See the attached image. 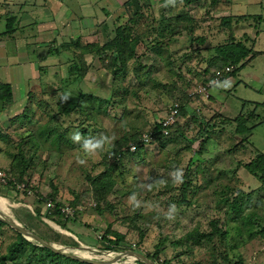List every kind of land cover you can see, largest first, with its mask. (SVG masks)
I'll return each mask as SVG.
<instances>
[{
    "label": "rangeland",
    "instance_id": "1",
    "mask_svg": "<svg viewBox=\"0 0 264 264\" xmlns=\"http://www.w3.org/2000/svg\"><path fill=\"white\" fill-rule=\"evenodd\" d=\"M14 1L0 0V3L5 2L10 7ZM210 1L204 2L208 4ZM249 1L256 3L251 2L246 7L242 5L241 10L245 13L257 14L264 8V0L262 6L257 0ZM215 5L210 8L206 19H215L211 13ZM151 17H143V26L136 29L139 39L141 36L144 39L137 48L141 57L131 60L127 72L119 73L117 79L115 68L111 65V51L98 53L87 50L80 57L87 67L82 82H68L66 86L64 77L68 75L69 65L75 61V52L66 50L65 53L52 52V57H45L49 64L48 73L40 78H30L29 83L24 80L16 86L14 97L6 103L4 113L0 111V170L15 178L19 176L27 165L19 155L22 152L25 160L30 162L25 179L36 190L31 188L28 193L21 186L13 187L0 182L3 207L41 236L73 248L92 245L105 249L99 237L109 229L111 235L118 232L125 236L121 246L124 248L120 247L117 251L131 249L149 257L162 241L161 236L167 235L169 239L162 249L160 247V262L167 259L170 264H212L209 242L186 238V234L208 231L210 222L218 220L229 232L228 253L232 258L240 256L247 264H264V238L251 234L258 229V225L248 223L250 214L254 213L260 218L257 224H264V189L243 166L254 157V150L264 151V122L253 131L245 147L239 145L243 136L234 133V124H227L224 132L211 135L213 138L206 152L202 155L196 152L204 137L199 129L201 124H220L218 110L235 117L254 108L245 104L246 100L264 102V52L254 57L253 67L246 66L240 76L213 84L212 89L208 88L207 97L202 92L191 95L193 90L197 91L216 77L215 74L207 78L204 71L214 50L207 56L201 45L191 46L190 42L196 36L203 37L202 33L195 34L193 28L202 26L204 15L196 22L194 16L183 14L179 17L181 20H170L164 25L159 23L161 20L158 22L159 18ZM121 22L125 25L123 20ZM216 24H211V30L216 28ZM98 27L90 40L102 44L109 39L110 33V38L114 35L116 23L107 26L101 21ZM243 29H247L249 34L254 32L251 26L236 27V31ZM258 29L261 30V40L257 44L260 51L264 50V22ZM232 34L227 33V38ZM84 36L88 41L87 34L81 37ZM198 37L196 41H199ZM159 43L164 49L162 53L153 49V45ZM139 63L144 66H139ZM136 66H139L138 71L134 70ZM0 78L4 79V76ZM234 81L238 83L232 89ZM224 83L225 89H220ZM171 85L186 90L189 97H194L185 106L188 116L182 122L189 129L185 131L186 135L177 134L164 139L165 146L159 142L152 143L141 154L129 151L127 147L130 144L118 147L124 138L141 137L155 121L168 115L171 106L176 103L175 95L168 91ZM81 92L93 93L104 101L90 102L84 98L81 101L84 112L75 108L66 112L69 103L77 101ZM210 93L215 96L213 100H209L212 98ZM202 102H208L210 106ZM23 111V118H14ZM258 112L264 120V105L258 107ZM85 127L89 129V138L82 136L81 131ZM51 128L64 134V138L59 141L54 132H49ZM220 128L217 126L216 130ZM188 136L197 140L194 139L191 144ZM89 139V145L83 146ZM97 143H102V146L93 149L92 146ZM129 143H133L132 140ZM114 149H118L120 163L109 166L117 160L113 159ZM110 167L108 178H115L117 184L114 187L110 185L113 191L102 202L101 210H97V191H94L89 177L99 175ZM194 171L196 177L187 190V201L181 202V182L185 175H192ZM239 191L244 192L237 201L243 204L240 213L232 207ZM54 198L74 210L71 219L66 221V227L61 225L67 217L62 219L61 215L55 214L50 217L56 203ZM75 198L80 201L78 207L71 205ZM38 207L41 208L40 213L36 210ZM239 226L253 230L239 232ZM16 232L8 224L0 225V255L8 253ZM40 254V251H25L6 264H47L41 260ZM92 256L103 258L99 253H92ZM59 259V264H71L68 260ZM120 263L144 264L133 256L122 259Z\"/></svg>",
    "mask_w": 264,
    "mask_h": 264
},
{
    "label": "trees",
    "instance_id": "2",
    "mask_svg": "<svg viewBox=\"0 0 264 264\" xmlns=\"http://www.w3.org/2000/svg\"><path fill=\"white\" fill-rule=\"evenodd\" d=\"M140 1V0H138ZM213 1H218V0H211V2ZM0 6L4 8V12L0 14V21L3 19L4 23H5V30L3 33L0 34V36H15L16 32L19 30V27H16L17 25H19V16L18 14H15L14 11L8 6L5 5V2H1ZM11 6V4H10ZM151 8L148 7L147 10L143 8V6L138 7L134 10V12H132L131 15H127V16H122L119 15L118 17H115L114 20L112 21L116 23V27L113 29V36L110 38L111 33L108 36V40L104 43H98V42H88L85 41L82 37L76 38V39H70V41L61 43L60 45L51 47L49 52H56L61 53V52H66V50H73L74 56L73 58H75V61H71L72 63L69 65L68 68V75L66 77H64L65 80V84L66 86H68V82L69 84H72L74 82H82L84 74L87 72L86 69L87 67H85L84 63L82 61H84V59L82 60L80 57L81 55L85 54V51L90 50V51H94V52H98V53H104L107 51H111V65L115 68L114 70V74H115V79H117L119 76V73L124 72L126 70L127 72V67L129 65V62L131 60H137L139 59L141 56L138 54V44L139 42L141 43L144 39L143 36H141V39H139V33L137 32V26L139 24V22L141 21V19L143 17H148L149 15H152L151 12ZM125 22V25L121 22V21ZM229 20V21H228ZM253 21L256 25H259L260 23L264 22V8L262 9V11L260 13L257 14H245V15H238V16H229L228 18L225 17V22L227 24L231 26L233 21ZM229 23H228V22ZM166 21L164 19H161V23L164 25ZM110 22H105L103 21V24H106L107 26L109 25ZM127 23V25H126ZM161 24V25H162ZM162 25V28H163ZM172 26H175L172 24ZM161 29V28H159ZM234 34H232V36H230V38L228 40H226L225 42H223L222 44H218L215 45L214 48V52L213 54L210 56L208 63V67L206 69H204V71L206 72L207 78H212L213 75L217 74L218 72H222L223 73V81L226 78H229L230 76H234L237 77L238 73L244 68V66L249 62L250 59H252L254 56H256L258 54V52L253 51L252 48H249L244 41H242V39H236L234 36ZM160 36H161V31H160ZM96 40V39H94ZM153 49L157 50L159 53L163 52V48L160 46V43L156 46V44L153 45ZM63 57H65V55L63 54ZM143 58V56H142ZM64 59V58H63ZM173 60V58H172ZM170 63V60H169ZM139 66H144L143 64ZM136 66L134 67L135 71H138V67ZM233 66V67H232ZM210 67V68H209ZM228 67H232L230 71H227ZM218 68H220L221 70H218ZM48 69L49 67H43V66H39V71H40V77L42 75H45L46 73H48ZM39 77V78H40ZM222 81V82H223ZM226 85V84H225ZM225 85L224 86H220V89H225ZM214 86V85H213ZM212 86V87H213ZM212 87H210V89H212ZM180 87L176 86V85H171L168 86V91L172 94L175 95V101L176 103L179 104L180 106V111L179 114L177 115V120L176 122L171 125L169 127L170 129V134L167 137H160V136H155L154 140H152V142L150 144H145L144 142L141 141V137L138 138H124L123 139V143H119L118 147H120L122 144H126V146H128L129 140H132V142L137 144V153L141 154L149 145H151L152 143L155 142H159V144H161V146H165V142L163 141L164 139L170 138L172 136H176L177 134H179L180 136H185L186 133L185 131H189V129L186 127V123H183L182 121H184L183 119L186 118V116H188L187 112H188V108H186V104L190 101H192L194 99V97H189L187 94V91L182 89H178ZM233 89V88H232ZM176 90H178L179 92H177ZM184 90V91H183ZM213 95L211 94V97ZM14 97L13 94V86L11 83L9 82H3L0 80V111H2L4 113L5 109H6V103L9 102L12 98ZM86 98L89 99L90 102H95V101H99L102 102L104 101L103 98H99L97 95H94L93 93H86V92H81L79 94V99L75 102H70L69 106H67L66 108V112H70L71 110H73L75 108V110L77 109H81L82 111V100ZM200 100V99H197ZM176 103H174L171 107H173ZM204 103V102H202ZM205 104V103H204ZM204 104H201V106H204ZM245 104H250L252 106H254L253 109H251L249 112H241L238 115H236L235 117H229L226 114L221 113V111L218 110V115L221 117V120L219 121L220 124L216 125H209V126H203L201 124L200 126V130H202L204 137H202L201 141H200V146L199 149L196 151L198 154H201L206 152L208 150V145L211 143L212 141V136L217 135L218 133L224 132V127L229 124V125H233L234 126V133L236 135H241L243 136V138L240 140L239 145L241 147H245L249 142H250V137L253 133V131L258 127V125L262 124L264 122V120L262 119V116L260 115V113H257V109L259 106L264 105L263 103L260 102H256V101H250V100H246ZM98 110H100L99 108H97ZM24 112L23 111L21 114L16 115L14 118L18 119L19 117H24ZM84 112V111H82ZM200 113V112H198ZM85 115L88 114L83 113ZM185 117V118H184ZM164 118V117H163ZM160 118L157 121H155L153 123V126L151 129L146 130L145 132L148 131H160L163 126H162V119ZM258 121H257V120ZM257 121V122H256ZM256 122V123H255ZM192 125V123H191ZM91 124L88 125V127L91 128ZM217 126H221V128L219 130H216ZM88 127H85V129H83L82 132V136H86L89 138L88 135ZM193 128V126H191ZM219 131V132H218ZM50 133L54 132L55 135H57V138L59 139V141H61V139L64 138V134H59L58 131L56 132L55 128H51ZM157 132V133H158ZM135 135V134H134ZM189 137V138H188ZM187 139H189V142L192 144L193 142H195L194 137L188 136ZM140 138V139H139ZM197 140V139H196ZM89 141H86L85 144H83V146H88L89 145ZM246 144V145H245ZM244 145V146H243ZM237 146V145H236ZM187 148H190L189 146ZM117 150L118 149H114V152H112L113 154V159L115 160L117 158ZM255 155L254 157H252L248 162H245L243 164V166L245 167V169L247 170L248 174L254 176L258 182L260 183V187H262L264 189V151L256 149V151L254 150ZM127 153H131L129 151H127ZM133 154V153H132ZM19 155H22L23 157V163L27 164L25 165V169L21 171V174L19 176L12 177L11 175L7 176L9 177V183L11 184V186L16 187V185H24L23 189L26 192H30L32 191V189L36 190L35 188L31 187L30 183L28 180L25 179V176L27 175V170L26 168H29L30 166V162H27L25 160V156L23 155L22 152L19 153ZM16 155H14L15 157ZM32 158H29L28 160H31ZM196 160H200V159H196ZM201 162V160H200ZM120 163V159L117 158L116 161L111 162L109 166H113L114 164H119ZM202 163V162H201ZM241 164V163H240ZM108 166V167H109ZM13 167V166H12ZM11 167V168H12ZM112 167H110V169L100 173L99 175H95V176H91L89 177L90 183L91 185L94 186V191L96 195H97V199H96V203L97 206L95 208H97V210H101L100 206L102 204V202H104L106 200V197L111 194V190L113 191V187L114 185L117 184L115 178L114 179H109L108 178V171H111ZM198 169V168H197ZM196 169V171H197ZM195 171L192 173V175H185L180 188L182 189V199L181 202L187 201V190L189 188L190 185L193 184V181H195ZM25 182V183H24ZM22 183V184H20ZM6 185V184H5ZM110 185H113V187H111ZM32 188V189H31ZM54 189L56 190L57 188L54 187ZM98 192L100 194H98ZM244 192L239 191L236 195H235V199L234 202L232 204L233 208L237 209V212L240 213L243 210V204L242 203H238L237 201L239 200L240 196L243 195ZM1 195V194H0ZM4 196V195H3ZM47 197H45L44 199H46ZM56 203H55V207L53 208L54 210H52V214L50 217H53V215H61L62 213V207H64V203L62 201L57 200V198H54ZM77 198H75L74 200L71 201V205L74 207H78L79 202H77L76 200ZM70 206V205H69ZM37 212L40 213L41 208L38 207ZM76 214V213H75ZM73 216V215H72ZM71 217L67 216V218L62 222L63 227H66V221L70 220ZM77 220V218H74ZM260 218L255 216L254 213L250 214V217L248 219V223L251 224L252 226L258 225V229L256 231H252L253 229H247L244 226H239L238 231L239 232H243V229H245V231L251 232V234H259L261 235L262 238H264V224H257V221ZM58 220V219H57ZM0 225H6L4 222L0 221ZM256 232V233H253ZM228 230L224 229L223 226L221 225V223L218 220H212L210 222V229L208 231H192V232H188L186 234V238L192 239V240H202L204 239L205 241L209 242L210 244V255L212 258V264H247L245 259L238 256V257H234L232 258L230 253H228ZM112 233H110L109 229H107L100 238V241L102 242V245L104 246V248L106 249H112V250H117V249H123L124 247H121L124 242H125V236L122 233H118L115 232L114 235H111ZM169 239V236L167 235H163L161 236V242L158 243L156 251L153 254H149V257L158 261L159 264H170V260H163L162 262H160V252L162 249V246L166 243V241ZM121 247V248H120ZM161 247V249H160ZM25 251H29L31 253H36L38 251L41 252V260H43V262L47 263V264H59L58 262H60L59 258H62V260H68L69 262H71V264H89V263H84V262H80L78 260H74L72 258L69 257H65L63 255H59L57 253H54L53 251H51L50 249L47 248H41L38 247L30 242H28L26 239H24V237L16 232V238L13 241V243L10 245L8 253L0 255V264H6L8 261H12L13 259H15L19 254L24 253ZM20 256V255H19Z\"/></svg>",
    "mask_w": 264,
    "mask_h": 264
},
{
    "label": "crops",
    "instance_id": "3",
    "mask_svg": "<svg viewBox=\"0 0 264 264\" xmlns=\"http://www.w3.org/2000/svg\"><path fill=\"white\" fill-rule=\"evenodd\" d=\"M204 1L205 0H24L21 3V0L20 2L15 0L11 3L10 8L19 16L20 22L19 25L16 26L19 27V30L16 32L15 36H0V76H4V79L0 78V80L11 83L13 86V94H15L14 89L20 82L24 83L23 81L26 80V82L29 83L28 81L30 78L40 77L39 66H49L47 61H45V57H52L53 54L49 52L51 47L70 41V39L79 38L83 36V34H87L86 37L89 38L88 42H92L90 38L92 34L98 30L99 22L105 21L112 23L115 17L119 15H131L136 8L141 6L146 10L150 7L152 9L151 16L159 18L158 22L161 19H164L166 22L170 20L173 22L181 20L179 17L183 14L194 16L197 22V19H203L202 16L204 15L202 26L196 25L193 28L195 29V34L202 33L203 37L196 36L192 38L190 42L191 46L201 45L207 56L212 53L211 51L214 50L213 47L215 45L222 44L228 40L227 33L231 32L234 33L233 36L236 39H242L249 48L258 52L257 55L264 52V50L259 51L257 49V44L261 40V32H259L261 30L258 29V27L261 26L263 22L256 25L253 21L237 22L235 20L231 24V26L233 25L232 27L225 22V17L250 14L245 13L243 9L241 10V6L244 5L246 7L250 5L252 1L218 0L213 2L210 1L208 4ZM257 2L261 3V6L263 5V0H257ZM210 3L212 4L209 6ZM214 4L216 5L211 9V13L215 16V19H206V15ZM236 10H239V12L236 13ZM3 12L4 8L0 7V14ZM151 16L149 15V17ZM213 22L217 24L216 28L211 30ZM143 23L144 21L141 19L138 27L143 26ZM243 25L251 26V28H254V32L249 34L247 29L236 31L237 26L241 28ZM4 30L5 23L2 19L0 21V34L3 33ZM191 32H186V34ZM197 37L199 41H196ZM83 39L85 40V36ZM188 40L189 38L186 39V42ZM219 40L222 42L219 43ZM44 51H48V54H44ZM42 52L43 54H41ZM62 53L65 52L63 51L61 54ZM253 58L249 60L243 69H245L246 66L253 67ZM204 68H206V66H204ZM241 71L238 73V76H240ZM233 77L234 76H230L224 81L231 80ZM254 77L259 78L257 76ZM234 83L232 88H235L238 82L234 81ZM225 84L226 83H224V85ZM214 98L215 96L213 95L209 100H213ZM205 104L210 106L208 102H205Z\"/></svg>",
    "mask_w": 264,
    "mask_h": 264
},
{
    "label": "water",
    "instance_id": "4",
    "mask_svg": "<svg viewBox=\"0 0 264 264\" xmlns=\"http://www.w3.org/2000/svg\"><path fill=\"white\" fill-rule=\"evenodd\" d=\"M0 221L8 224L33 244L50 249L54 253L78 260L80 262L89 264H114L119 263V261L125 257L133 256L139 261H142L144 264H157L154 260L136 250L129 249L117 251L106 248L101 249L92 245H77L73 248V246L66 245L61 242L48 240L47 238L35 232L33 229L29 228L27 225L20 222L18 219L14 218L9 214L8 210H4L1 207ZM92 253H99V255H101L103 258L92 256ZM108 257L111 259H108Z\"/></svg>",
    "mask_w": 264,
    "mask_h": 264
},
{
    "label": "built area",
    "instance_id": "5",
    "mask_svg": "<svg viewBox=\"0 0 264 264\" xmlns=\"http://www.w3.org/2000/svg\"><path fill=\"white\" fill-rule=\"evenodd\" d=\"M227 70H230V67H228ZM222 81H223V75L222 73L218 72L214 80L208 82L205 86H201L197 91L193 90L191 95L202 92L207 97L209 95L208 88L212 87L213 84L220 83ZM179 111H180V106L178 103H176L173 107H171V110L168 113V115L164 116V118L162 119L161 124L163 128L159 132L158 131H148L144 133L141 137V141L148 145L152 142V140H154L155 136L156 137L160 136L162 138L167 137L170 134L169 127L176 122ZM127 148L129 151H132V152H135L138 149L137 144L134 142L130 143V145ZM0 182L4 184L9 183V177L7 176L5 171H2V170H0ZM17 186L24 187V185H17ZM62 213L63 214H61V218L64 219L67 216H70V215L72 216L74 214V210L71 206L66 205L62 207Z\"/></svg>",
    "mask_w": 264,
    "mask_h": 264
},
{
    "label": "clouds",
    "instance_id": "6",
    "mask_svg": "<svg viewBox=\"0 0 264 264\" xmlns=\"http://www.w3.org/2000/svg\"><path fill=\"white\" fill-rule=\"evenodd\" d=\"M230 86V83L229 82H227V87H229ZM102 146V143H97L96 145H93L92 146V148L93 149H95V148H99V147H101ZM178 175H182V173H178Z\"/></svg>",
    "mask_w": 264,
    "mask_h": 264
},
{
    "label": "bare ground",
    "instance_id": "7",
    "mask_svg": "<svg viewBox=\"0 0 264 264\" xmlns=\"http://www.w3.org/2000/svg\"><path fill=\"white\" fill-rule=\"evenodd\" d=\"M0 207L2 208V209H4V210H6L4 207H3V200H2V198H0ZM60 229H61V227H60ZM61 230H63V229H61ZM126 258V257H125ZM134 261V260H133ZM114 264H119V263H114ZM121 264V263H120Z\"/></svg>",
    "mask_w": 264,
    "mask_h": 264
}]
</instances>
